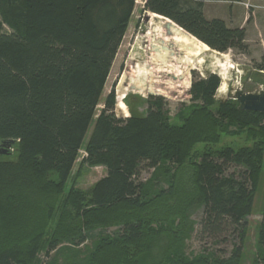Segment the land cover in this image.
Returning a JSON list of instances; mask_svg holds the SVG:
<instances>
[{"label":"trees","instance_id":"1","mask_svg":"<svg viewBox=\"0 0 264 264\" xmlns=\"http://www.w3.org/2000/svg\"><path fill=\"white\" fill-rule=\"evenodd\" d=\"M208 1L237 0H145L144 10L205 50L247 53V30L208 18ZM135 6L0 0V140L14 141L17 153L0 161V264H243L257 212L251 264H264V112L217 99L221 77L194 72L175 117L158 95L143 114L120 117L114 92L97 115ZM166 34L151 45L153 64L193 66L201 50ZM256 68L264 70V58ZM248 128L253 144H224ZM83 148L81 167L103 166L106 175L88 190H67ZM193 234L213 247L189 253Z\"/></svg>","mask_w":264,"mask_h":264},{"label":"rangeland","instance_id":"2","mask_svg":"<svg viewBox=\"0 0 264 264\" xmlns=\"http://www.w3.org/2000/svg\"><path fill=\"white\" fill-rule=\"evenodd\" d=\"M144 5L145 0H136V6L131 17L127 32L124 36L123 42L120 46L113 67L111 69V73L108 77L104 93L101 97L97 115L104 107L106 97L111 92H114L116 97L115 111L120 117L125 118L127 116H130L131 113L139 115L143 114L148 106L147 99L150 95L165 97V99L169 103L171 115L175 117L178 113L181 102L188 101L191 98L190 88L193 78H195L193 73L196 72L195 75L197 77H204V75H206V72L209 71L219 74L220 69L218 66L220 64V61L225 62V67H228V65H232L234 69H231L229 71V74L227 73V84L223 85L224 81L222 78V85L220 87L225 88H219L216 94L217 99L224 101L234 99L236 91H238L240 88H243L245 92H258L260 90V87L258 85L251 82H247L244 86H242L241 77L246 72L245 68L257 69L256 64L263 63V0H237L234 3L232 1H218L209 3L207 8L209 15L227 18V22L230 27H240L247 30L248 52L244 53L239 50L231 49L228 52L221 53L210 48L212 51L206 52L202 55L205 61L200 58L197 62L193 63V66L186 64H182V66L179 64L175 65V63H168L162 64V67H160V64H153L152 57L156 52L151 46L152 43H150V34L148 33V30L150 28L148 23L152 18L149 19V21L146 20L147 11L144 10ZM169 24V28L168 23L165 26L167 31V41L174 44H181L190 48L200 49V53L205 50L188 34L178 29L175 25L171 23ZM171 48L173 53V55L171 56L174 57L176 56L174 54H177L179 49L178 47H174L173 45L171 46ZM140 50L144 52L145 56H142ZM214 51L221 54H226V57H221L217 55V53H214ZM176 58H178V54ZM175 60L176 59H174V61ZM138 61L149 68V81H147L146 79L144 80V83H148V86L147 88H145L146 90L130 88L131 90L126 93L127 95L124 98V103L127 107L126 109V107L122 103V100L120 101V103L118 102L119 92L121 86L123 88L126 86V84L128 86V77L137 78L139 63ZM124 77L126 78L124 79ZM121 83L122 85H120ZM118 103L122 106L124 111H121L118 108ZM175 122L178 121L175 120ZM247 130H249V133H246ZM247 130L235 136L226 135L224 137V144H232L234 142L236 147L253 144L255 134L253 133V130H250L249 128ZM3 142L4 141L0 140V150L2 151L0 152V161H17L16 152L12 151V153L9 155L4 153V150H8L7 152H9L11 148L8 149L2 146ZM197 146L199 149H203L204 144H200ZM84 155L85 150L83 148L77 159L70 180L66 186L67 190H70L72 187L81 189L83 191L88 190L93 186L94 183H96L99 179L103 178L106 175V169L103 166L81 167V162ZM261 169L264 175V164ZM77 174L79 175L77 176ZM147 177H149V175L144 174V178ZM262 184L264 185V181ZM39 187L40 185L37 184L36 190L39 189ZM258 196L259 197L256 204L257 208L259 209L262 200V198L260 199L261 193H258ZM58 215L59 211H56L53 214L52 218L54 219L52 227L55 226ZM193 218L196 220L199 219V214H195ZM249 220V233L246 242L245 259L243 261V264H251V258H253L256 250V232L258 229V225L262 220V216L257 212L255 215L251 216ZM113 229L115 228H109L110 231ZM187 247L189 253L193 252L194 254H198L205 247H213V241L209 239L201 241L196 234H193L192 238L188 241ZM215 247L226 248L229 250L231 248V245L220 244L215 245Z\"/></svg>","mask_w":264,"mask_h":264},{"label":"bare ground","instance_id":"3","mask_svg":"<svg viewBox=\"0 0 264 264\" xmlns=\"http://www.w3.org/2000/svg\"><path fill=\"white\" fill-rule=\"evenodd\" d=\"M170 20V19H169ZM169 20H165L164 18L158 16V15H153L152 16V19L151 21H149L148 25H149V30H148V33L150 34V43H153L154 41H165L164 40V33H165V26H166V22L169 21ZM172 23H174L172 21ZM175 24V23H174ZM145 37V36H144ZM152 45V44H151ZM209 51H212L210 48L204 50L203 52L199 53L193 63L197 62L200 58L204 60V57L202 56L204 53L206 52H209ZM140 53L142 54V56H145L144 52L142 50H140ZM139 53V54H140ZM214 53H217V55L221 56V57H226V54H221V53H218L216 51H214ZM136 55V54H135ZM206 56V55H205ZM135 57V56H134ZM140 60V59H139ZM137 61V59H136ZM139 62V61H138ZM150 62V61H149ZM214 63V62H213ZM219 63V62H218ZM225 62H221L220 61V64H219V74L220 76H222L223 78V81H224V84H227L228 83V79H227V73L229 74V71L231 69H234V67L232 65H228V67H225ZM214 65V64H213ZM209 66V65H208ZM148 67L144 66L143 64H141L140 62L138 63V75H137V78H127V80H129V83H128V86L126 84V86L123 88L121 86L120 88V92H119V99H118V102L120 103V101L122 100V103H123V98L126 97V93L128 91H130L131 89L130 88H138V89H141V90H146L145 88H147L148 86V83H144V80L146 79L148 81V77H149V73H148ZM217 71V70H216ZM240 71V70H239ZM243 71V70H242ZM126 77H124L125 79ZM124 79H123V82H124ZM222 80V79H221ZM127 82V81H126ZM222 83V82H221ZM122 85V83L120 84ZM222 85V84H221ZM228 87V86H227ZM220 88H225V87H220ZM219 95V93H218ZM118 103V108L121 110V111H124L122 106L119 105ZM124 105V103H123ZM125 106V105H124ZM126 107V106H125ZM127 109V108H126ZM128 117V116H127Z\"/></svg>","mask_w":264,"mask_h":264},{"label":"water","instance_id":"4","mask_svg":"<svg viewBox=\"0 0 264 264\" xmlns=\"http://www.w3.org/2000/svg\"><path fill=\"white\" fill-rule=\"evenodd\" d=\"M152 14L153 13L147 11V21L152 18ZM169 27L170 24L168 23V28ZM245 71L246 72L241 77L242 86H244L247 82H251L258 85L260 90L258 92H245L243 88H240L236 91L235 100L239 102V109L264 112V70L245 68ZM13 143L14 141H4L2 146L9 149ZM7 151L8 150H4V153L7 154ZM0 152L2 151L0 150Z\"/></svg>","mask_w":264,"mask_h":264},{"label":"crops","instance_id":"5","mask_svg":"<svg viewBox=\"0 0 264 264\" xmlns=\"http://www.w3.org/2000/svg\"><path fill=\"white\" fill-rule=\"evenodd\" d=\"M211 2H218V1H208L205 3L204 5V12H205V15L208 17V18H221V19H224L226 22H227V18H223V17H217V16H212V15H209L208 11H207V8H208V4L211 3ZM222 2H225V1H222ZM236 2V1H233V3ZM228 23V22H227Z\"/></svg>","mask_w":264,"mask_h":264}]
</instances>
